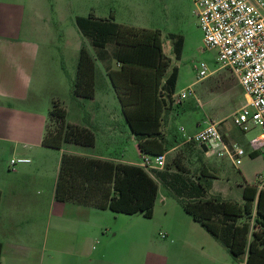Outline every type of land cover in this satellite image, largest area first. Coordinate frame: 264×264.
<instances>
[{
  "label": "rangeland",
  "instance_id": "374dc122",
  "mask_svg": "<svg viewBox=\"0 0 264 264\" xmlns=\"http://www.w3.org/2000/svg\"><path fill=\"white\" fill-rule=\"evenodd\" d=\"M195 10L194 0H0V33L48 41L50 45L46 47L51 52L53 71L60 70L66 79V87L60 86L59 90L66 97L62 105L67 103L74 107L71 109L73 115L76 105L71 101L72 80L76 75L80 47L85 46L97 59L99 103L81 99L83 103L78 106L82 113L78 116L83 123L91 125L96 145L77 148L83 151L81 153L130 159L134 141L115 89L112 85L109 89L105 87V64L98 53L101 49L83 35L76 17L113 18L137 29L159 30L164 53L170 60L166 76L177 69L176 93L191 85L196 91L195 96L183 100L166 123L169 138L177 143L183 141L177 149L165 154L164 168L179 153L180 164L186 169L187 176L197 178L203 168L215 176L202 178L208 197L242 201V186L247 183L264 186V154L257 151L253 156L254 151L247 143L237 142L246 149L242 163L237 165L228 156H219L213 149L204 150L202 146L201 150L197 143L186 140L211 122H221L219 125L226 131L232 125V115L246 98L236 77L222 67L218 51L206 45ZM113 49L114 44L110 43L107 52ZM202 63L207 65L209 74L198 80V67ZM113 65H116L115 60ZM245 134L250 139L255 132L250 129ZM6 155L0 157V162L7 170L12 172L23 164L12 168L11 157L7 160ZM135 159L143 161L137 156ZM172 170L177 167L172 165ZM2 175L5 181L16 176L7 171ZM156 180L158 194L152 217L111 211L96 217L98 237L93 245L97 264H244V261L234 259L210 233H206L207 238L198 235L184 217L193 222L192 216L164 183ZM62 233L54 226V216L49 224L45 221L39 228L35 227L31 235L32 264H66L68 257L58 244ZM9 253L11 257L16 254L13 250Z\"/></svg>",
  "mask_w": 264,
  "mask_h": 264
},
{
  "label": "trees",
  "instance_id": "16d2710c",
  "mask_svg": "<svg viewBox=\"0 0 264 264\" xmlns=\"http://www.w3.org/2000/svg\"><path fill=\"white\" fill-rule=\"evenodd\" d=\"M76 22L95 47L107 52L108 45L114 44L112 53L118 67L110 69L108 75L141 154H165L170 145L165 141L161 127L170 106L176 104L177 69L166 76L170 60L164 53L161 32L137 29L113 18H95L93 15L77 16ZM95 78V59L82 46L72 82L73 95L93 98ZM95 141L93 131L70 123L65 107L57 101L52 102L43 137L44 146L55 149L63 148L65 143L94 146ZM256 154L252 153L253 156ZM180 160L177 153L163 170H152L153 176L135 164L64 152L55 197L58 201L108 209L114 213L152 217L158 178L184 210L218 239L234 259L246 264H264V188L246 185L243 202L208 197L202 178L214 175L203 168L197 178H191ZM172 165L177 170H172ZM1 196L0 191V202ZM253 220L261 233L255 234L251 241ZM1 247L0 243V251Z\"/></svg>",
  "mask_w": 264,
  "mask_h": 264
},
{
  "label": "crops",
  "instance_id": "0c3cea01",
  "mask_svg": "<svg viewBox=\"0 0 264 264\" xmlns=\"http://www.w3.org/2000/svg\"><path fill=\"white\" fill-rule=\"evenodd\" d=\"M48 45L50 44L45 40L15 37L0 33V157L7 154V160L10 157V160L15 157H28L31 159V162L21 164L12 172L7 170L6 167H2L0 162V191L2 193L0 202V243L2 245L0 264H32L31 235L35 227L39 228L45 221L49 224L52 216H54V226L63 231L62 236L58 239V244L60 248H64L63 252L68 257L66 264H97L94 258L95 248L93 245L98 237L96 217L104 215V213H108L106 211L110 210L72 202H62L56 199V186L62 155L67 152L106 159L115 163L135 164L141 167H143L142 163L139 159L136 161L135 158L137 156L143 160V155L139 150L137 138L128 123L130 136L134 141L133 157L130 159L111 158L95 153H81L83 151L77 148L95 147L96 141L94 146L65 143L61 149L43 145L48 111L52 102L57 101L62 105L66 98L59 92L60 86L66 87V79L60 70L54 69L53 71L51 52L46 47ZM98 53L100 60L105 64V75L107 76L105 87L109 89L112 82L108 71L117 68L118 64L113 65L115 59L112 52L108 54L104 50H99ZM96 79L97 63L95 95L93 98L87 99L92 103H99L96 92ZM81 99L85 98H76L73 95L72 86L71 101L76 105V112L73 115L71 109L74 107H69L67 103H64L62 106L67 110V120L93 131L91 125L83 123L78 116L82 113L81 108L78 106L83 103ZM181 104L183 102L179 106L177 104L170 106L168 116L161 127L165 141L170 145V149L165 154L171 153L180 146V143L175 142L173 144V141L169 138L166 123L173 111L177 110ZM220 128L229 140L240 142V144L247 143L252 151H258L252 146L251 142L259 135L260 128H252L255 134L250 139L246 138L244 131L233 124L228 126L226 131H223L221 126ZM146 170L154 176L152 170ZM6 171L16 176L5 181L2 172ZM246 185L255 186L258 189L264 188V186H258L254 183H247ZM246 185L242 186V192H240L242 201L238 202H243ZM39 188L42 191H37ZM51 211L54 214L51 215ZM184 217L198 235L208 237L206 233L209 232L200 223L194 221L192 217L193 222L188 220L186 216ZM27 222H30V225H27ZM257 233H261V230L257 225H254L253 220L250 240L252 237L254 239ZM26 236H29V238ZM173 236L177 240L174 232ZM260 247H263V245H260ZM11 250L16 253L14 257L9 255ZM244 264L246 263L244 262Z\"/></svg>",
  "mask_w": 264,
  "mask_h": 264
},
{
  "label": "built area",
  "instance_id": "2783aa9c",
  "mask_svg": "<svg viewBox=\"0 0 264 264\" xmlns=\"http://www.w3.org/2000/svg\"><path fill=\"white\" fill-rule=\"evenodd\" d=\"M204 41L218 51L222 67L227 68L238 80L246 102L232 115V124L246 132L253 127L260 133L252 146L264 154V0H194ZM198 80L208 76V67H198ZM194 86L175 95V102L195 96ZM184 131V127L182 128ZM187 141L213 149L219 156L230 157L235 164L242 163L246 149L225 137L218 122H211ZM28 157L13 158L11 166L29 163ZM166 155H143L145 169H163Z\"/></svg>",
  "mask_w": 264,
  "mask_h": 264
},
{
  "label": "water",
  "instance_id": "95a60500",
  "mask_svg": "<svg viewBox=\"0 0 264 264\" xmlns=\"http://www.w3.org/2000/svg\"><path fill=\"white\" fill-rule=\"evenodd\" d=\"M202 148H203L204 150H207V147H206V146H202Z\"/></svg>",
  "mask_w": 264,
  "mask_h": 264
}]
</instances>
